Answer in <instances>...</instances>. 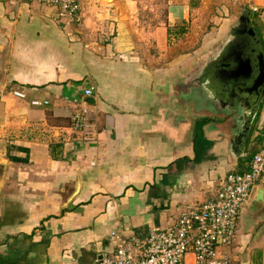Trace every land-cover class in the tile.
Instances as JSON below:
<instances>
[{"label": "crops", "instance_id": "0c3cea01", "mask_svg": "<svg viewBox=\"0 0 264 264\" xmlns=\"http://www.w3.org/2000/svg\"><path fill=\"white\" fill-rule=\"evenodd\" d=\"M109 1L83 0L74 25L40 0H0V264H101L112 231L144 237L169 227L264 146L263 103L245 134L212 119L197 90L217 36L184 52L169 44L186 4L151 42L129 5ZM255 8L264 41V0ZM76 113L85 117L78 127ZM256 190L264 176L233 245L221 249L233 264H264Z\"/></svg>", "mask_w": 264, "mask_h": 264}, {"label": "built area", "instance_id": "2783aa9c", "mask_svg": "<svg viewBox=\"0 0 264 264\" xmlns=\"http://www.w3.org/2000/svg\"><path fill=\"white\" fill-rule=\"evenodd\" d=\"M40 1L57 8L74 25L84 21L82 0ZM93 90L90 87L85 94L92 95ZM84 119L81 113L73 116L77 127ZM263 176L261 147L251 157L247 170L226 175L215 198L186 207L169 227L151 228L144 237L112 231L114 250L101 264H232L221 249L233 245L239 212Z\"/></svg>", "mask_w": 264, "mask_h": 264}, {"label": "rangeland", "instance_id": "374dc122", "mask_svg": "<svg viewBox=\"0 0 264 264\" xmlns=\"http://www.w3.org/2000/svg\"><path fill=\"white\" fill-rule=\"evenodd\" d=\"M122 1L131 7L136 19V26L143 31V40L145 38L151 40V42H153V35L156 29L168 23L169 14L173 7L178 6L180 12H182V8L186 4V6H188L187 11L180 13V15H186L184 18L185 22L183 25L181 24L180 26L174 27L176 30L174 29L173 32L169 30L171 34L168 37V42L171 45L180 42L179 46L183 52L186 51L188 47L197 46L207 34L210 37L217 36L212 44V53H215L226 36L230 25L233 24L241 14H244L248 10H252V16L254 17L255 14L258 15L260 13L255 8V5L260 0ZM82 3L84 7L83 0ZM251 20L253 21V19ZM147 48L154 51V47H151V45H148ZM256 124L255 122L254 128Z\"/></svg>", "mask_w": 264, "mask_h": 264}, {"label": "water", "instance_id": "95a60500", "mask_svg": "<svg viewBox=\"0 0 264 264\" xmlns=\"http://www.w3.org/2000/svg\"><path fill=\"white\" fill-rule=\"evenodd\" d=\"M121 12L122 20L130 18L125 8L122 7ZM251 19L252 10H248L231 24L213 57H209L208 69L211 79L218 82L217 87H226L223 92L238 93V97L244 98L238 101L240 115L249 122L254 121L264 101V44ZM201 75H204L203 70ZM256 192L259 199L264 196L263 190Z\"/></svg>", "mask_w": 264, "mask_h": 264}, {"label": "flooded vegetation", "instance_id": "af4514ba", "mask_svg": "<svg viewBox=\"0 0 264 264\" xmlns=\"http://www.w3.org/2000/svg\"><path fill=\"white\" fill-rule=\"evenodd\" d=\"M213 54L214 53H212L211 54L212 56L211 55L210 56L213 57ZM210 62L211 60L208 58L206 62L203 64L204 75L202 76L200 72L197 74L198 76L196 78L197 81L199 80L202 82L203 89L197 88V90L201 94L202 98L205 99L204 100V103L206 104L205 107L211 113L212 119L216 117H221V119L223 120L226 119L228 126H230L232 129H235V128L242 129L243 130L242 132L246 134L247 131H250L252 129L255 122L254 121L249 122L248 120L244 121L243 119L244 117L240 115L241 108L239 106L238 101L244 98L241 96L238 97L239 95L238 93H232V94L228 93L227 94L225 93V91L223 92V89L225 90L226 88L225 86L224 87L220 86L221 89L217 87L218 82L214 78L211 79L212 75L210 74V71H208V69L210 70V66H209ZM204 81L205 83L203 84Z\"/></svg>", "mask_w": 264, "mask_h": 264}, {"label": "trees", "instance_id": "16d2710c", "mask_svg": "<svg viewBox=\"0 0 264 264\" xmlns=\"http://www.w3.org/2000/svg\"><path fill=\"white\" fill-rule=\"evenodd\" d=\"M259 34H260V33H259ZM260 36H261V34H260ZM261 38H262V40H263V37H262V36H261ZM263 42H264V41H263ZM263 104H264V101H263ZM261 108H262V106H261ZM260 114H261V113L258 114L257 118L260 116ZM200 121H202V123H205L206 121H208V118H206V119H204V120L202 119V120H200ZM263 128H264V127H263ZM262 147H264V146H262ZM260 148H261V147H260ZM257 151H258V150H257ZM255 152H256V151H255ZM255 152H254V153H255ZM254 153H253V154H254ZM252 156H253V155H252ZM252 156H251V157H252ZM250 159H251V158H250Z\"/></svg>", "mask_w": 264, "mask_h": 264}, {"label": "bare ground", "instance_id": "6f19581e", "mask_svg": "<svg viewBox=\"0 0 264 264\" xmlns=\"http://www.w3.org/2000/svg\"><path fill=\"white\" fill-rule=\"evenodd\" d=\"M122 15H123V13H122Z\"/></svg>", "mask_w": 264, "mask_h": 264}]
</instances>
